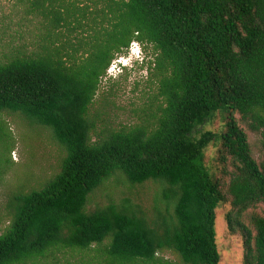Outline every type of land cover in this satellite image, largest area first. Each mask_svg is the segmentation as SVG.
Masks as SVG:
<instances>
[{"label": "trees", "instance_id": "trees-1", "mask_svg": "<svg viewBox=\"0 0 264 264\" xmlns=\"http://www.w3.org/2000/svg\"><path fill=\"white\" fill-rule=\"evenodd\" d=\"M11 1L0 18L3 35L17 28L0 39V132L4 114L19 115L64 155L42 189L9 197L0 264H59L70 253L65 264H220L216 210L227 204L243 264H264V158L236 119L261 134L264 152V0ZM134 42L153 50L157 92L145 117L115 127L102 120L107 105L91 111ZM212 146L228 186L207 165ZM111 182L155 186L156 218L129 198L88 211Z\"/></svg>", "mask_w": 264, "mask_h": 264}, {"label": "rangeland", "instance_id": "rangeland-1", "mask_svg": "<svg viewBox=\"0 0 264 264\" xmlns=\"http://www.w3.org/2000/svg\"><path fill=\"white\" fill-rule=\"evenodd\" d=\"M12 6L11 0H0V10L4 12L0 13V18L10 15ZM15 20L17 22L18 18L16 17ZM8 22L9 19L4 23L8 24ZM16 29L12 28L7 35L0 32V39L3 37L10 39L12 35H15ZM133 48L135 52L140 51L145 56L144 66L135 72L125 73L123 76L118 75V69L112 70L111 73L107 71L101 78L98 95L91 111L93 114L102 113V108L107 105L108 108L102 120L115 127L133 124L145 117L146 113L152 109L150 106L154 103L157 92V83L152 78L153 71L148 70L149 60L154 59L152 48H144L138 43ZM124 55H117L114 61ZM236 119L247 134L253 158L257 163H261L264 158L261 134L252 132L239 115H236ZM1 120L3 133L0 132V232L6 226L5 216L9 197L19 190L28 192L32 189H42L43 184L59 171L60 161L64 155L59 146L51 140L48 132L28 125L21 116L4 114ZM220 129L219 121L203 127V131ZM206 155L208 167L223 180L224 186H228L230 178L217 162L218 149L212 146ZM226 171L231 172L232 167L228 166ZM124 198H129L151 220L156 218V188L151 184L130 189L126 185L116 187L111 182L90 197L88 211L105 207L112 201L120 203V200ZM230 210L229 204L221 205L216 210L215 229L216 242L221 255L220 264H243V239L240 235L232 236L227 227L225 216ZM254 211L256 210H251V212ZM263 211L262 206L257 209V212L263 213ZM164 256L169 260L179 262L177 256L170 252H165ZM76 257L70 253L60 258L59 264H65V260Z\"/></svg>", "mask_w": 264, "mask_h": 264}, {"label": "clouds", "instance_id": "clouds-1", "mask_svg": "<svg viewBox=\"0 0 264 264\" xmlns=\"http://www.w3.org/2000/svg\"><path fill=\"white\" fill-rule=\"evenodd\" d=\"M134 42L124 56L117 58L109 68L108 72L118 69L119 76H123L125 73H132L141 69L145 64V56L142 52L139 53L134 51ZM139 44V43H138ZM142 46V45H141ZM130 51V52H129Z\"/></svg>", "mask_w": 264, "mask_h": 264}]
</instances>
